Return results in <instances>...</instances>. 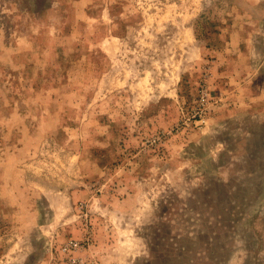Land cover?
<instances>
[{
  "label": "rangeland",
  "instance_id": "1",
  "mask_svg": "<svg viewBox=\"0 0 264 264\" xmlns=\"http://www.w3.org/2000/svg\"><path fill=\"white\" fill-rule=\"evenodd\" d=\"M69 240L264 264V0H0V264Z\"/></svg>",
  "mask_w": 264,
  "mask_h": 264
},
{
  "label": "built area",
  "instance_id": "2",
  "mask_svg": "<svg viewBox=\"0 0 264 264\" xmlns=\"http://www.w3.org/2000/svg\"><path fill=\"white\" fill-rule=\"evenodd\" d=\"M79 248L81 244L78 240H69L61 246V250L66 253V264H82V258L73 252Z\"/></svg>",
  "mask_w": 264,
  "mask_h": 264
}]
</instances>
